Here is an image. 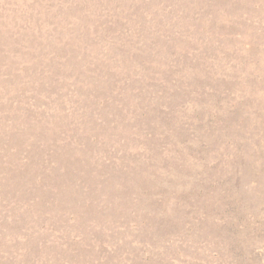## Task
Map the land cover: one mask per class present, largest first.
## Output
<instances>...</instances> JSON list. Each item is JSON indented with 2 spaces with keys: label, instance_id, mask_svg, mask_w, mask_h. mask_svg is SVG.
<instances>
[{
  "label": "rangeland",
  "instance_id": "obj_1",
  "mask_svg": "<svg viewBox=\"0 0 264 264\" xmlns=\"http://www.w3.org/2000/svg\"><path fill=\"white\" fill-rule=\"evenodd\" d=\"M0 264H264V0H0Z\"/></svg>",
  "mask_w": 264,
  "mask_h": 264
}]
</instances>
